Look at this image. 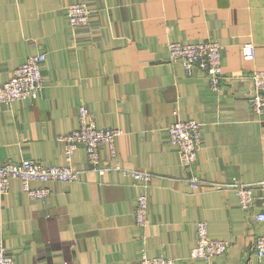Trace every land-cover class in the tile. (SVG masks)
<instances>
[{
	"label": "crops",
	"instance_id": "crops-1",
	"mask_svg": "<svg viewBox=\"0 0 264 264\" xmlns=\"http://www.w3.org/2000/svg\"><path fill=\"white\" fill-rule=\"evenodd\" d=\"M91 8L86 26L72 28L66 5ZM220 44L225 83L168 61L173 40ZM254 44L252 60L241 45ZM44 51L43 86L35 98L0 102V160L64 162L56 137L77 127L83 104L99 126L117 127L115 155L100 150L91 167L79 145L75 181L51 184L31 200L18 181L0 195V243L18 264H139L141 250L174 264H264L253 249L264 233V189L244 210L231 182L264 175V113L252 112L251 74L264 69V0H0V82L27 56ZM201 125L191 167L168 141L176 119ZM148 170V215L135 223L138 185L113 168ZM199 184L191 187V177ZM229 243L225 254L192 258L196 221Z\"/></svg>",
	"mask_w": 264,
	"mask_h": 264
},
{
	"label": "built area",
	"instance_id": "built-area-1",
	"mask_svg": "<svg viewBox=\"0 0 264 264\" xmlns=\"http://www.w3.org/2000/svg\"><path fill=\"white\" fill-rule=\"evenodd\" d=\"M65 16L70 27L88 25L91 16V8L83 1H71L66 5ZM169 61L181 60L184 70L191 73L192 68H199L206 73L209 85L214 89H220L225 83L222 69V54L220 44L210 38L196 41L173 40L166 46ZM242 58L252 60L255 56L254 44L246 41L241 45ZM46 53L38 51L26 57L17 65L11 76L0 83V101L11 102L23 98H35L43 86V77L40 72V64L45 61ZM254 92L249 95L252 112L260 115L264 113V69H254L251 74ZM78 126L69 132L58 134L56 140L61 142L64 162L62 164H48L32 158H24L20 161L0 160V194H6L12 181L19 182L21 189L32 200H42L51 195V184L59 181H75L80 178L79 171L72 165V155L75 149L82 145L86 158L92 168L99 172L101 162L100 150L102 147L109 149V153L115 155L116 137L121 130L117 127L99 126L94 122L92 113L88 107L78 106ZM201 125L194 119L176 118L167 128L168 141L176 148L183 166L191 167L197 159V152L201 145ZM114 169L122 174L130 175L138 185V194L134 210L135 223L145 225L148 215L147 186L151 180L148 170H136L122 168L116 164ZM199 184L197 176L191 177L190 185ZM230 186L237 190L239 204L244 210L254 206V191L264 189V175L262 179L254 182L234 181ZM264 214H257V220H263ZM229 243L220 238H210L205 222L196 221V243L190 249L189 256L210 260L213 256L223 255L227 251ZM253 249L258 258L264 256V233L256 235ZM139 264H174V258L165 255L149 256L141 250L137 257ZM0 264H17L5 245L0 243Z\"/></svg>",
	"mask_w": 264,
	"mask_h": 264
},
{
	"label": "rangeland",
	"instance_id": "rangeland-1",
	"mask_svg": "<svg viewBox=\"0 0 264 264\" xmlns=\"http://www.w3.org/2000/svg\"><path fill=\"white\" fill-rule=\"evenodd\" d=\"M168 61H169V56H168ZM43 63H44V61L43 62H41V64H40V72H41V70H42V65H43ZM42 77H43V75H42ZM8 79V78H7ZM7 79H5V81L7 80ZM5 81H2V82H0V83H4ZM253 83V82H252ZM0 102H2V101H0ZM6 102V101H5ZM5 102H3V103H5ZM6 103H8V102H6ZM182 164V163H181ZM260 180V179H259ZM258 181V180H257ZM52 192V191H51ZM0 195H4V194H0ZM32 200V199H31ZM134 220H135V218H134ZM211 238V237H210ZM213 238H215V237H213ZM195 239H196V237H195ZM2 244V243H1ZM7 248V247H6ZM7 250H8V248H7ZM9 252V251H8ZM12 255V254H11ZM13 260H14V258H13ZM15 261V260H14ZM16 262V261H15ZM17 263V262H16ZM18 264V263H17Z\"/></svg>",
	"mask_w": 264,
	"mask_h": 264
}]
</instances>
